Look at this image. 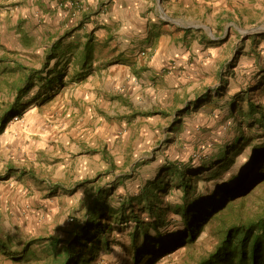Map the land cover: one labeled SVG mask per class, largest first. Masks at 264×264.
Returning a JSON list of instances; mask_svg holds the SVG:
<instances>
[{"label":"rangeland","instance_id":"1","mask_svg":"<svg viewBox=\"0 0 264 264\" xmlns=\"http://www.w3.org/2000/svg\"><path fill=\"white\" fill-rule=\"evenodd\" d=\"M35 12L34 3L30 4L29 0L22 3L0 0V59H14L25 67L35 69L42 67L48 44L25 45L20 41L22 37L12 32L15 15L26 13L29 24L23 22V32H27L21 34L27 37L34 35L37 26H33L30 16L34 17L32 14L35 15ZM237 27L238 35L233 29L230 31L232 38L246 40L252 32L262 31L261 44L259 41L256 44L246 41V44L240 42L228 44L218 51L215 49L218 63H213L215 68L223 70V77L228 78V82H221L215 73L206 78L213 90L211 101L207 102L210 110L193 111L190 115L176 113L175 119L186 118L188 125L193 127H190L189 135L181 127L164 129L168 137L165 144L157 145L159 142L155 141L148 146L143 143L134 145L131 140L129 144H124L120 138L111 145L98 137L94 141L93 132L99 135L103 130H94L90 122H85L88 113H84L82 108H77L75 113H67L66 110L69 100L71 105L75 104L72 107L78 106L75 96L86 90L85 83L91 81L78 82L65 78L52 90L41 88L40 81L36 82L24 100L36 97L38 92L40 97L26 105L21 115L10 117L0 133V264H23V261L12 259L16 256L13 252L22 250L21 244L33 238L64 237L63 231L72 219L84 217L95 187H102L111 202L118 204L136 195L147 180L157 176L161 166L171 162L194 170L200 166L208 168L197 178L199 186L210 188L217 181L225 180L227 173L216 179L213 175L210 177L215 170L210 164L216 161L226 145L236 142L240 122L246 137L257 138L264 134L258 123L252 119L245 120L240 113V110H247V98L264 104V18L256 24L247 21L246 24H237ZM103 54L107 55L101 48L98 55ZM8 64H0V114L7 110L12 100L8 82L12 75L21 73L19 70L13 73ZM95 68L97 71L103 65L92 66V70ZM61 70L74 72L71 67L66 69L62 61L58 72ZM171 131L173 134H170ZM249 150V146L244 149L240 162L246 159ZM140 154L153 156L133 163ZM180 195L181 191L174 189L165 196V200L180 202ZM39 200L40 204L44 201L45 206L41 207ZM146 216L142 213V217ZM178 228L179 224H173L172 229ZM114 238L126 245L118 248L114 242L111 251L100 252L97 264H132L125 227L118 228ZM213 243L211 231L206 230L196 240L194 250L205 253ZM36 244L31 248L37 250L38 259L46 258L47 254ZM190 258L182 248L155 264H187Z\"/></svg>","mask_w":264,"mask_h":264},{"label":"crops","instance_id":"2","mask_svg":"<svg viewBox=\"0 0 264 264\" xmlns=\"http://www.w3.org/2000/svg\"><path fill=\"white\" fill-rule=\"evenodd\" d=\"M62 1L29 0L35 5L30 17L37 26L34 35L27 34L29 44H48L46 51H53L49 77L57 74L62 61L74 71L61 70L62 79L91 81L75 96L78 106L72 107L69 100L66 110L82 108L88 113L85 122L103 130L99 135L93 132V140L104 138L111 145L120 138L124 144H165L164 129L178 127L189 135L193 126L186 118L175 119L176 113L210 110L207 102L213 90L206 78L213 73L228 82L223 70L215 68L216 50L246 41L261 44L262 31L246 40L232 38L230 31L238 35L237 24H256L264 18V0ZM23 22L29 24L26 13L16 14L12 32L21 36ZM87 44L92 52L84 65ZM101 48L107 55H98ZM96 64L103 68L92 70ZM151 156L140 154L133 163ZM43 202L39 200L41 207Z\"/></svg>","mask_w":264,"mask_h":264},{"label":"trees","instance_id":"3","mask_svg":"<svg viewBox=\"0 0 264 264\" xmlns=\"http://www.w3.org/2000/svg\"><path fill=\"white\" fill-rule=\"evenodd\" d=\"M21 36L23 44L29 45V38ZM91 52L87 44L82 64L91 58ZM2 58L0 64L9 62L13 73H21L12 75L8 82L12 100L0 114V133L10 117L21 115L26 105L40 97L38 92L24 100L36 82L52 90L63 80L61 72L49 77V65L55 58L52 50L45 51L40 69ZM246 103L247 110H240L242 117L252 119L264 130V104L250 98ZM240 123L236 142L226 145L210 164L215 167L210 177L227 173L225 180L210 188L199 186L197 178L208 168L194 170L171 162L161 166L157 176L147 180L136 195L118 204L111 202L102 187H95L84 217L73 218L63 231L64 237L33 238L22 243V250L13 252L16 256L12 259L23 264H97L100 252L111 251L114 242L118 248L126 245L114 238L115 231L125 227L132 264H155L182 248L191 257L187 264H264V134L250 139ZM248 146L249 153L240 162ZM174 189L181 191L180 202L166 201L165 196ZM142 213L147 216L142 217ZM173 224L179 228L172 229ZM206 230L211 231L213 246L205 253H196L195 242ZM35 244L46 258L38 259L37 250L31 248Z\"/></svg>","mask_w":264,"mask_h":264},{"label":"built area","instance_id":"4","mask_svg":"<svg viewBox=\"0 0 264 264\" xmlns=\"http://www.w3.org/2000/svg\"><path fill=\"white\" fill-rule=\"evenodd\" d=\"M59 4L62 5L63 1L62 0H58ZM72 6H75L76 4L73 5V3H71ZM77 9V8H76Z\"/></svg>","mask_w":264,"mask_h":264}]
</instances>
